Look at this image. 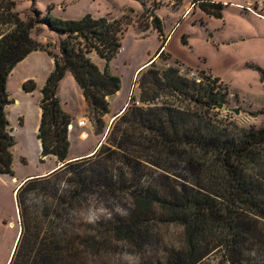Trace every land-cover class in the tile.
<instances>
[{
	"label": "rangeland",
	"instance_id": "rangeland-1",
	"mask_svg": "<svg viewBox=\"0 0 264 264\" xmlns=\"http://www.w3.org/2000/svg\"><path fill=\"white\" fill-rule=\"evenodd\" d=\"M11 1L16 3L15 10L24 21L34 17L36 4L44 16L50 12L51 17L64 20H78L88 15L96 19H120L126 31L121 37L122 48L109 65L113 74L120 78L121 89L109 99V113L100 122L96 121L72 76L65 77L59 85L58 96L63 111L77 122L87 119L86 127L70 129L66 162L70 166L65 168H60L61 164L54 156L42 157V144L38 139L42 89L54 69L52 58L46 52L32 53L9 77L11 103L6 113L14 139L11 148L13 174L0 173V264H10L17 246L21 227L17 202L19 185L53 171V175L40 180L49 182L48 193L43 195L38 189L31 196L25 220L30 228L37 225L47 228L51 222L44 224L40 219L35 220V216H39L49 202V208L58 205L59 210L64 211L57 235L62 237L63 244L70 245L71 250L68 260L62 264H130L123 259L125 253L138 257L136 264L178 262L177 255L188 248L189 225L181 218L170 217L167 206L171 208L177 203L180 193L191 196L192 192H202L216 201L222 199L217 196L221 190L217 182L218 171L222 168L215 156L216 149L193 142L187 136L194 133L197 116H206L203 118L205 123L222 139L230 137L235 127L264 128V11L257 7L256 13L247 8L264 0H210L225 6L210 13L193 0ZM219 11L221 17L215 15ZM152 15L163 20L164 35L169 37L163 48L169 60L161 57L155 69L163 72L168 67H175L178 76L190 83L193 81L191 72L219 79L224 88L221 90L223 97L219 89L213 94L218 104H223L222 109L215 105L207 114H197L198 106L190 98L197 92L183 97L167 87L151 92L150 102L141 101V83L145 75L138 76V72L163 45L160 34L153 27ZM32 36L43 44H52L54 53H60L63 38L56 33L39 27ZM90 58L102 70L106 68L105 61L96 53ZM27 78L37 85L32 93L23 89ZM130 98L138 100V107L148 113L144 121L146 127L150 120H157L158 123L152 122L154 127L163 122L168 128L167 137L179 134V141L163 142L148 128L143 134L136 132L144 122L136 120L132 111L128 112L134 106ZM123 108H128L123 114L126 117L115 116ZM230 109H238L239 115ZM97 150L99 152L94 155ZM83 154L86 155L81 156ZM51 169L53 171L49 172ZM76 172L94 184L76 195V199L67 198L65 204L49 201L51 193L57 197V193L68 195L78 191ZM146 194L152 195L151 210L140 211L135 202ZM118 207L126 214L117 212ZM101 208L106 211L101 213L98 211ZM89 210L96 211V220L89 221ZM261 217L248 209L240 215L241 219L253 223V227L243 231L248 238L238 264H264V260L261 261L264 259V217ZM209 228L214 229V235L210 234ZM117 229L133 234L118 233ZM221 229L222 224L212 226L209 221L202 224L200 241L203 243L206 239L210 245L198 264H232L225 256L228 254L232 260L233 248L227 250L219 244L225 237ZM230 234L232 231L226 237ZM43 237L44 233H41L39 240Z\"/></svg>",
	"mask_w": 264,
	"mask_h": 264
},
{
	"label": "trees",
	"instance_id": "trees-1",
	"mask_svg": "<svg viewBox=\"0 0 264 264\" xmlns=\"http://www.w3.org/2000/svg\"><path fill=\"white\" fill-rule=\"evenodd\" d=\"M199 6L209 13L212 10L225 8L221 3H205ZM15 7L14 1L0 0V173L13 174L11 148L14 146V139L11 135L10 122L6 113V108L11 103L8 94L9 77L18 64L38 51L46 52L54 60V69L42 89L40 102L42 114L38 139L42 144V155L54 156L57 162L61 164L60 168L62 166L65 168L70 166L66 162L70 150L69 127L73 121L60 105L59 85L67 73H70L82 90L88 107L94 112L96 121L100 122L101 118L109 113V99L121 89V80L113 74L109 65L122 48L121 37L126 29H123V20L120 19H96L88 15L78 20H64L51 17L50 12L44 16L36 4L33 11L34 17L29 21H24L16 12ZM215 15L221 17V12H216ZM152 24L163 41V45L155 58L161 59L164 56V60L168 61L169 56L163 48L169 37L164 35L163 22L157 15H152ZM39 27H46L50 32L63 38L58 55L52 50V44H43L33 38V31ZM92 53H96L105 61V69L101 70L92 61L90 58ZM155 64L156 61L151 60L150 64L138 73V76L143 77L145 75L141 83L142 102H150L149 94L151 92L158 88L167 87L173 93L183 97H189L191 92H197L195 96L193 94L190 97L194 105L198 106L197 114L205 115L211 108L217 106L218 101L213 92L219 89L222 96L224 90L219 79L204 74L200 76L202 79L200 83L194 80L190 83L178 76L179 71L175 67H168L161 72L155 69ZM23 89L27 93H32L37 89V85L34 80H28L23 84ZM127 109L121 116L126 113ZM130 111L136 120H143V122L148 116V113L138 106H132L128 112ZM188 115L193 116L190 112ZM205 117L203 115L197 116L198 123L194 133L190 132L187 136L193 142L216 149L215 156L218 165L222 168V171H218V177L221 178V181L217 177V182L221 190L217 192V196L222 199L216 201L202 192H192L191 196L180 193L177 197V203L172 204L171 208L166 205L170 211V217L181 218L189 225L187 229L188 248L177 255L179 261H175L173 264H198L201 262V258L210 245L206 239L203 243L200 241L203 234V231H200L202 224L207 221L211 222L212 226L222 224L221 230H223L225 237L219 240V244L227 250L233 248L232 260L228 254L225 257L227 262L238 264L245 240L248 238L244 236L243 231L253 227V223L240 218L241 213L243 214L245 209H248L258 217H264V128L235 127L230 137L222 139L217 137L211 127L205 123ZM152 122L158 123L157 120H150L146 127L144 122V124L139 125L136 132L143 134L145 132L143 130L151 129L154 130L153 132L159 140L162 138L163 142L170 144L179 141V134L171 135V138L167 137L168 128L165 127V123L161 122V126L154 127ZM97 152L99 150L95 151L94 155ZM54 173L55 171L44 177L37 176L25 180L19 185L17 202L21 227L17 246L13 250L14 253L12 251L10 264H62L61 262L65 263L66 259L69 258L70 245L63 244L62 237L57 235V228L58 230L61 228L59 220L61 221L65 216L64 211L59 210L58 205L49 208V202L41 214L35 216V220L40 219L44 224L51 222L47 228L42 225L30 228V224L25 220L28 211L26 206L31 196L38 189H41L43 195L48 193L46 187L49 182L40 180ZM75 175H77L76 188L78 191L69 192L68 195L57 193V197L56 194L53 196L51 193L53 197L50 196L49 201L54 200V204L59 202L65 204L67 198L76 199V195L78 196L80 192L87 190L86 188L94 184L82 173L76 172ZM151 198L152 195L146 194V196L138 198L135 204L140 211H150L152 207ZM225 200H227L226 204H224ZM237 221L239 226H237ZM57 222L58 225L55 224ZM122 231L126 234H133L132 231L123 229ZM122 231L118 230V233ZM208 231L214 235L213 228H209ZM229 231H232V234L230 237H226ZM41 233H44V237L39 240ZM27 245H31V247Z\"/></svg>",
	"mask_w": 264,
	"mask_h": 264
},
{
	"label": "built area",
	"instance_id": "built-area-1",
	"mask_svg": "<svg viewBox=\"0 0 264 264\" xmlns=\"http://www.w3.org/2000/svg\"><path fill=\"white\" fill-rule=\"evenodd\" d=\"M194 2H196V3H198V5H201V4H205V3H213L212 1H210V0H193ZM195 5V4H194ZM257 7H259V8H261L263 11H264V1H259V2H257V3H255V4H250L249 6H247V8L249 9V10H252V11H255L256 13H257ZM245 10L246 11H248V12H250L249 10H247L246 8H245ZM258 14H260V13H258ZM261 15V14H260ZM262 16V15H261ZM190 78L192 79V80H194V81H196V82H198V83H200L201 81H202V79H201V77L199 76V75H197L196 73H194V72H191L190 73ZM130 100H132V98H130L129 99V101ZM132 104L134 105V106H139L140 105V102L138 101V100H132ZM87 124V119L86 118H82L81 120H79L78 122H77V125L79 126V127H82V126H85ZM72 128V125H70V127H69V129H71Z\"/></svg>",
	"mask_w": 264,
	"mask_h": 264
},
{
	"label": "clouds",
	"instance_id": "clouds-1",
	"mask_svg": "<svg viewBox=\"0 0 264 264\" xmlns=\"http://www.w3.org/2000/svg\"><path fill=\"white\" fill-rule=\"evenodd\" d=\"M98 211H100L101 213H103L104 211H106L105 209L101 208L99 209ZM117 212H120L121 214H126L124 212L123 209L121 208H117L116 209ZM98 218L97 214H96V211H93V210H89V214H88V219L89 221H94ZM123 259L126 260V261H129L130 264H136V262L138 261V257H133L131 255H128L127 253L124 254L123 256Z\"/></svg>",
	"mask_w": 264,
	"mask_h": 264
},
{
	"label": "crops",
	"instance_id": "crops-1",
	"mask_svg": "<svg viewBox=\"0 0 264 264\" xmlns=\"http://www.w3.org/2000/svg\"><path fill=\"white\" fill-rule=\"evenodd\" d=\"M158 16V15H157ZM160 18V17H159ZM162 20V19H161ZM162 22H163V20H162ZM163 27H164V25H163ZM38 52H41V51H38ZM35 53V52H34ZM158 53V52H157ZM156 53V54H157ZM156 55L151 59V60H155L156 58ZM151 60L150 61H148V62H146L145 64H143L141 67H146V66H148L149 64H150V62H151ZM158 60H160V58H158V59H156V62L158 61ZM52 61L54 62V60L52 59ZM100 68V67H99ZM101 69V68H100ZM102 70V69H101ZM141 71V70H140ZM139 71V72H140ZM138 72V73H139ZM68 76H72L70 73H67V75H66V77H68ZM73 77V76H72ZM75 80V79H74ZM28 81V78L27 79H24V82L23 83H25V82H27ZM124 110H125V108H123L118 114H116L115 116H120L123 112H124ZM41 113H42V111H41ZM69 115V114H68ZM70 116V115H69ZM71 117V116H70ZM73 119V118H72ZM114 119V118H113ZM87 125V124H86ZM86 125L85 126H82V127H80V128H84V127H86ZM76 126H78L77 125V121H75L74 119H73V123H72V127L74 128H76ZM83 134H87L88 135V133L87 132H84ZM82 136V135H81ZM84 155H86V154H83V155H81V156H84ZM79 156H77V157H75V158H73V159H76V158H78ZM51 171H53L52 169L49 171V172H51Z\"/></svg>",
	"mask_w": 264,
	"mask_h": 264
},
{
	"label": "water",
	"instance_id": "water-1",
	"mask_svg": "<svg viewBox=\"0 0 264 264\" xmlns=\"http://www.w3.org/2000/svg\"><path fill=\"white\" fill-rule=\"evenodd\" d=\"M217 107L222 109V108H223V104H217ZM225 110L227 111L228 109L226 108ZM230 111H231L232 113L237 114V115H239V113H240V111H239L238 109H230ZM42 157L45 158L44 155H43Z\"/></svg>",
	"mask_w": 264,
	"mask_h": 264
}]
</instances>
